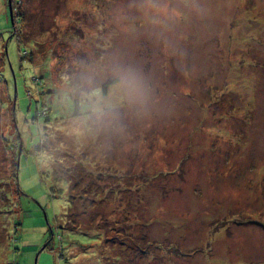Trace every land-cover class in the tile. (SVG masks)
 I'll return each mask as SVG.
<instances>
[{
    "label": "rangeland",
    "instance_id": "rangeland-1",
    "mask_svg": "<svg viewBox=\"0 0 264 264\" xmlns=\"http://www.w3.org/2000/svg\"><path fill=\"white\" fill-rule=\"evenodd\" d=\"M0 264H264V0H0Z\"/></svg>",
    "mask_w": 264,
    "mask_h": 264
},
{
    "label": "trees",
    "instance_id": "trees-1",
    "mask_svg": "<svg viewBox=\"0 0 264 264\" xmlns=\"http://www.w3.org/2000/svg\"><path fill=\"white\" fill-rule=\"evenodd\" d=\"M14 9V8H13ZM14 17V16H13ZM20 19L19 18H17V21H19ZM13 21H14V19H13ZM20 41V40H19ZM108 85L109 84H105L104 86H103V92L104 93H106V89H107V87H108ZM17 159L18 158H16V163H15V167H14V180L15 181H18V163H17ZM89 175V174H88ZM88 175H85V177H87V178H89V176ZM67 182L70 184L69 185V191H70V194H68V197H69V202H70V204H71V208H73V198H74V193H75V191H77L78 190V188L80 187V184L83 182V179L85 178L84 177V175H82V176H79L78 177V174H75V172L74 171H69L68 172V174H67ZM84 177V178H83ZM79 186V187H78ZM72 221V220H71ZM70 221V222H71Z\"/></svg>",
    "mask_w": 264,
    "mask_h": 264
},
{
    "label": "clouds",
    "instance_id": "clouds-1",
    "mask_svg": "<svg viewBox=\"0 0 264 264\" xmlns=\"http://www.w3.org/2000/svg\"><path fill=\"white\" fill-rule=\"evenodd\" d=\"M122 83L128 88H135L138 85V79L132 72H126L121 77Z\"/></svg>",
    "mask_w": 264,
    "mask_h": 264
},
{
    "label": "water",
    "instance_id": "water-1",
    "mask_svg": "<svg viewBox=\"0 0 264 264\" xmlns=\"http://www.w3.org/2000/svg\"><path fill=\"white\" fill-rule=\"evenodd\" d=\"M10 14H11L12 23L14 25V21H13V10H12V7L11 6H10Z\"/></svg>",
    "mask_w": 264,
    "mask_h": 264
}]
</instances>
